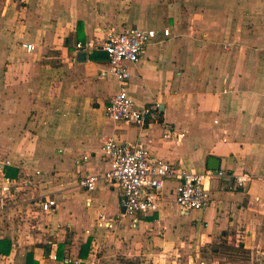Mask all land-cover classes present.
Returning a JSON list of instances; mask_svg holds the SVG:
<instances>
[{"label": "crops", "instance_id": "obj_1", "mask_svg": "<svg viewBox=\"0 0 264 264\" xmlns=\"http://www.w3.org/2000/svg\"><path fill=\"white\" fill-rule=\"evenodd\" d=\"M129 28L156 32L128 66L132 101L157 106L156 120L142 129L104 116L116 82L98 78L101 52L75 48ZM102 136L141 144L187 171L249 180L236 189L228 177L205 179L209 203L188 213L176 206L169 180L155 211L130 218L116 187L98 181L86 193L78 186L107 168ZM0 147L19 189L1 213L23 221L11 220L17 233L0 236L10 244L0 264H23L27 253L37 264H55L53 254L85 263L101 235L125 259L227 264L209 250L225 245L244 252L232 264H264V0H0ZM38 196L54 201L52 213L39 211ZM99 214L108 228L97 227Z\"/></svg>", "mask_w": 264, "mask_h": 264}, {"label": "built area", "instance_id": "obj_2", "mask_svg": "<svg viewBox=\"0 0 264 264\" xmlns=\"http://www.w3.org/2000/svg\"><path fill=\"white\" fill-rule=\"evenodd\" d=\"M155 36L156 32L153 30L129 28L121 32L109 30L100 43L75 44L76 49L86 52L95 50L104 55L105 70L99 72L98 78L112 79L117 86L104 108V116L111 122L130 124L142 129L156 120V105L137 107L127 94L128 66L137 63L145 46ZM161 36L166 38L168 30H162ZM22 48L26 52L33 50L31 45H22ZM169 134L167 129L162 138H169ZM99 140L100 152L107 168L101 178H80L78 186L86 193L93 192L98 181L116 187L117 204L123 210V215L130 218L144 217L155 211L162 198L163 184L169 180L176 182L175 204L182 213L200 211L208 205L209 195L203 186L205 179L228 177L236 189L242 188L249 180L247 175H232L223 171L194 173L152 157L141 144L117 143L104 136ZM7 167V162L0 163V213L13 203L14 193L19 191L17 183L5 175ZM35 175L38 176L39 173L35 172ZM35 204L45 214H50L55 209L54 201L47 197L38 196ZM97 220V227H109L102 215L99 214ZM50 260L55 264H80L77 259L72 260L67 256L58 259L54 254L50 256Z\"/></svg>", "mask_w": 264, "mask_h": 264}, {"label": "rangeland", "instance_id": "obj_3", "mask_svg": "<svg viewBox=\"0 0 264 264\" xmlns=\"http://www.w3.org/2000/svg\"><path fill=\"white\" fill-rule=\"evenodd\" d=\"M6 148H2L0 147V159L2 157V152L5 150ZM8 216V215H7ZM6 216V213H0V236H4V234H6V231L9 232H13L17 233L19 227H13V225L9 222H11V220L17 221L18 225L20 223H23V221H21V218L18 215H14L12 214L11 219L9 217ZM2 224H4V229H5V233H2L4 230L2 228ZM34 224V220L31 219L30 217L27 218L26 220V224H24V228L28 231H26L28 234L29 232H31V227ZM7 225V226H6ZM8 230V227H11ZM13 229V230H12ZM30 229V231H29ZM21 231V228L20 230ZM86 236V235H85ZM107 238V237H106ZM105 237L103 238V235L101 236H94L95 239V248L92 249L91 252V259L86 260L85 263H80V264H157V259L158 257L156 256L153 259H146L143 256H141L139 253L137 254V257H133L131 259H125L123 254L119 252V250H117L116 252H114V250L111 251V249H107V246L104 245V239L105 241L107 240ZM111 238V236H110ZM123 240V239H122ZM81 244V243H79ZM216 248V249H215ZM219 250V258L216 255V260L215 261H219L221 263H227V264H232V263H236V261H244L245 260V255L243 253H241L240 251H238L237 249H230L225 245H213L210 247V252H212V250ZM237 250V251H236ZM139 252L138 250L136 251V253ZM1 261V259H0ZM153 261V263L151 262ZM8 264H10V262H8Z\"/></svg>", "mask_w": 264, "mask_h": 264}, {"label": "trees", "instance_id": "obj_4", "mask_svg": "<svg viewBox=\"0 0 264 264\" xmlns=\"http://www.w3.org/2000/svg\"><path fill=\"white\" fill-rule=\"evenodd\" d=\"M16 174V171L14 170H10V169H5V175L11 177L14 176ZM87 247H88V242H86L83 246H81V248L79 249V253H78V257L80 259H84L86 256V251H87ZM240 246L237 247V250L240 251L241 253H244L242 250H240ZM10 250V244L4 240V241H0V255L1 256H6L9 253ZM236 250V251H237ZM213 252H215V250H213ZM57 256H61L60 253H57ZM23 264H37L33 259L31 254L27 253L25 255L24 258V263Z\"/></svg>", "mask_w": 264, "mask_h": 264}, {"label": "water", "instance_id": "obj_5", "mask_svg": "<svg viewBox=\"0 0 264 264\" xmlns=\"http://www.w3.org/2000/svg\"><path fill=\"white\" fill-rule=\"evenodd\" d=\"M211 169H215V168H211ZM121 211L123 212V210L121 209Z\"/></svg>", "mask_w": 264, "mask_h": 264}]
</instances>
